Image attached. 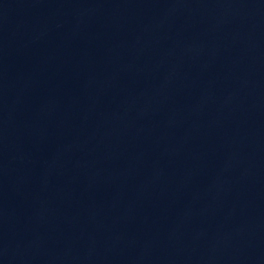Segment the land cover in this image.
<instances>
[{"label":"water","instance_id":"1","mask_svg":"<svg viewBox=\"0 0 264 264\" xmlns=\"http://www.w3.org/2000/svg\"><path fill=\"white\" fill-rule=\"evenodd\" d=\"M0 264H264V0H0Z\"/></svg>","mask_w":264,"mask_h":264}]
</instances>
